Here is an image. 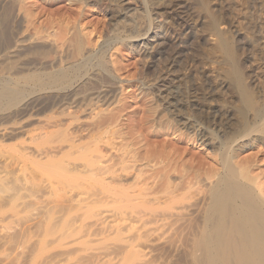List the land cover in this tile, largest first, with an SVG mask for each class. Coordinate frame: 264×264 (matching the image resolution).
I'll return each mask as SVG.
<instances>
[{
    "label": "rangeland",
    "instance_id": "rangeland-1",
    "mask_svg": "<svg viewBox=\"0 0 264 264\" xmlns=\"http://www.w3.org/2000/svg\"><path fill=\"white\" fill-rule=\"evenodd\" d=\"M206 21H214L217 27L209 29ZM221 35L231 46L230 58L218 42ZM162 38L168 39V48L161 45ZM78 45L83 46L81 55ZM83 56L92 62V68L75 83V91L107 92L99 109L80 115L84 132L83 142L78 140L77 145L85 153L81 149L71 152L59 133L33 140V127L43 125L47 113L28 128L33 129L32 140L29 134L20 135L7 139L0 148V163L6 171L3 173L0 164V264H43L45 259L47 264H88L84 256L92 251L124 245L128 233L94 238L84 231L91 214L93 220L97 212L110 215V211L133 213L139 209L128 201L127 206L100 201L107 186L119 190L134 186L136 174L117 179L120 183L114 182L112 187L110 175L95 177L88 169L82 170L86 154H92L86 159H93L98 148L107 158L128 159L134 172L135 168L144 172L142 184L150 180V187L157 183V189L184 183L183 176L193 175L194 169L220 168L217 144L240 139L250 124L252 110L244 104L245 97L256 96L264 103V0H0V81L35 74V69L27 70V64L38 68V73H47L64 66L61 59L69 58L67 64L71 65L83 63ZM39 97L51 99L49 95ZM6 116L8 112L0 113V119ZM111 118L118 119L116 127L95 130L99 120ZM200 129L208 133L212 144L200 140ZM63 151L69 153L60 158ZM28 152L58 156L36 160L38 155L31 158ZM254 156L263 163L261 142L241 152V158ZM162 206L160 212L166 207ZM189 210L183 213L188 220L183 219L177 231L174 226L152 224L147 239L132 240L137 254L144 255L148 264H193L202 214L196 208ZM160 212L158 215L163 214ZM65 244L71 248L73 244L75 251L61 257L57 253ZM120 252L104 264H133L131 253Z\"/></svg>",
    "mask_w": 264,
    "mask_h": 264
},
{
    "label": "bare ground",
    "instance_id": "bare-ground-1",
    "mask_svg": "<svg viewBox=\"0 0 264 264\" xmlns=\"http://www.w3.org/2000/svg\"><path fill=\"white\" fill-rule=\"evenodd\" d=\"M213 22H209L207 24L210 27L209 29H212L211 27H217L215 26L217 24L213 25L214 24ZM224 37L222 35L218 36L219 38L218 40H220L218 42L221 43L223 47L222 49L227 51L228 53L227 56L230 58L231 56H229V50H230L229 48H231V46L230 44H228V40H226V38ZM161 45L163 46V48H168L170 43L168 39L162 38ZM221 45L219 44V46ZM78 46H79L78 53L79 55H81L83 52V46L82 45H78ZM230 54L232 55V52H230ZM84 58L85 56H83V60H84L83 63L75 62L72 64L71 62V65L67 64L69 58L66 60L61 59L60 64L61 65L65 64V65L61 66L59 69L57 68L55 69L52 66L54 70L52 69L53 70L52 72H47V73H43V71L42 73L41 72L38 73L37 72L38 68L32 67L27 64V70L33 71L35 69L36 70L35 74L33 73L31 75H27V77L24 76L17 80L14 79L15 81H10V82L7 80H2L4 82L0 81L1 83H3L0 84V113L8 112L9 114V116L0 119V125H3L2 126L3 128L0 126L1 127L0 136L3 138L2 141H0V146H1L0 148L2 147L4 148V143L8 141L7 139L13 140L15 138L21 137L20 135L23 136L29 134L30 136L28 138L32 140L31 138L32 134H30V132L33 133L34 131V133H36L35 131H37L38 134L36 133L37 135H35V137L33 133L32 136L33 140H37L41 137L46 138L50 135H54L55 133L56 134L59 133L63 135L66 141L70 144V148H69L70 151L71 149L72 151L73 149L75 150L81 149L82 151L85 150L77 145V143L83 142L82 141L83 139L81 140V137H83L82 133L84 131H82L80 126L82 122L81 121L82 117H80V115L86 112L92 113V111L96 110L100 106V103L104 102L105 97L107 96L106 95L107 92L105 93V91H102L101 93L94 91L95 93H93L92 88L90 89L89 87H87L89 89L84 90L82 92L75 91L76 88L75 83H77L79 80L85 77V75H87L92 68V67L89 68L92 62L90 60H89L90 62L85 61ZM86 58H90V57H86ZM152 69L153 68L150 67L149 71L151 72ZM46 70L44 71L46 72ZM26 74L28 73H25V75ZM39 94L41 95L43 94L45 97L49 95V97L51 98L50 101L49 99L47 101L46 99L41 100L40 97L38 98ZM32 95L34 97H32L31 99L29 96ZM246 95H248L247 92ZM25 97H29L30 100H28L29 98L27 99L28 101L25 100ZM244 100H245L244 104L246 103L248 105L247 107H250L252 110L250 124L249 126L247 125L248 127L246 126L247 129L245 128L243 134L239 133L241 134L240 139L239 138L237 140L233 139L229 141L231 143L223 142L221 144H217V149L219 150L218 156L220 158L219 159L220 168L212 167L208 169L203 168L202 170L194 169L193 175L183 176L186 177V181H184V183H180V184L178 183L177 185L176 183L175 185L169 183L168 184L169 186L166 185L167 186L166 188L161 187L163 189L161 190V188H158L160 189L158 190L156 188L157 183L155 182L156 185H154L155 189L153 190L154 186L152 185L153 187H150V183H149L150 180L149 181L145 180L146 182L142 184L141 177L144 176L143 175L144 172L140 170H138L139 171L138 172L136 171L137 170L136 168L134 172V166H129L127 161L128 159H125V157L117 158V156L114 157L111 155L110 157H108L109 158L108 159L106 156L103 155L102 151L100 150H99L100 152L98 151L99 148L97 149V153L93 157V159L92 158L86 159L91 157L92 154H90L89 157L88 154H86L87 156L85 154L83 155L84 157L85 156L86 157H85V163L83 162L84 165H82L83 166L82 170L83 168L88 169V171L92 172L91 176L94 175L95 177L96 176L101 177L104 174H106V176L110 175L109 179L111 180V183H113L111 184L112 187L116 186L114 182H117L119 179L121 180L124 179L125 177L129 178L130 175L136 174L135 178L133 177L134 182L136 181V183L134 184V186L132 183L133 187L131 186V188H129L130 184L128 186L125 185L128 187V189L126 187H123L122 184V187L125 189H123L121 185H119V188L120 187L122 188L120 190L117 189L118 186L117 188L115 187L113 189L112 188L108 189L109 186H107L106 184L107 186V188L105 187L106 190L105 191L102 190V192L100 191L102 195V200L100 201H106L107 203L112 205L119 204L118 206H122L123 203H125L126 205L128 201L129 203L131 202L137 204L135 206L140 209L139 210L138 208H136L139 211L137 210L133 213H128V212L126 213L124 211H122L124 213L121 212L118 213L117 211L116 212L110 211L109 212L110 215H106L103 212H99V213L97 212L94 213L93 220L91 214L90 216L91 218L89 217L90 221L87 222L88 224L84 223L85 226L83 225L85 228L87 227V229L84 231L88 230L86 236L87 235L90 237L94 236L95 238V236L103 237L107 235L106 237L108 238L109 234H111V236L114 234H118L120 237L122 234L128 233L129 235L127 237L129 239L127 237L123 239V242L125 243L124 245H122L121 248L119 247L120 249L117 248V246L116 248L113 246L114 248L112 249L111 247L112 249L111 251V249L107 247V250L106 249L103 250L102 248L103 252H101V250H97L96 253L94 252L95 254H92L93 253L92 251L91 253L92 255L90 253L89 256L88 254L85 255L89 257L87 260V257L84 256L85 261H89L87 262L88 264L108 263L110 262L108 261L109 259H111L110 257L112 255L114 256L115 253L117 254L119 253L120 255L121 254L120 251H125V253L127 251V253H131L133 262L131 261L132 260L131 259L128 260L129 261L128 263H130L131 261L133 264H148L146 257L144 255L137 254L138 251L134 250L135 248L133 247V242L131 241L132 240L142 241L147 239V237L152 232V230L148 227L152 224H154L158 228L160 226L165 228V226L168 225L172 226L173 228L174 226L175 230L177 231L176 229L177 225H180L179 223L184 219L183 213L184 212L186 213V211L187 212L190 211L189 208L199 209L201 210V212L198 213L202 214L201 224H200L201 232L197 238L198 240L195 239V247H194V251L192 252L193 264H264V161L262 163V161L256 158V156H254L255 158L254 157L241 158V152L244 151V149L248 147H252L257 142H261L264 145V103L263 102L261 103L260 99H258L256 96H246ZM25 101L27 102L24 103ZM20 102L21 103L23 102L24 104H20ZM19 104L22 105L21 108ZM103 110H101V114L104 112ZM43 113L50 114L47 117L44 116L46 117L45 123L43 125H40L39 128L33 127L35 128L34 130L32 129L33 131L28 129L29 127L34 125L35 123L34 121H36V119ZM14 119L16 120L12 122V120ZM116 119L111 118L110 120L108 119L107 121L102 120L103 122H100L101 120H99V122H97L98 124H95L96 127L94 126L95 130L101 132L104 130H108L112 127L113 128L116 127L117 124ZM9 122H12L13 124L11 123L12 125H10L8 124ZM88 128L91 129V127ZM38 130L40 132H38ZM94 133L97 134L96 132ZM197 135L200 136V140L204 139L205 142H210L212 144V139L208 137V133H206L204 129H200V131L197 132ZM97 137L98 136L94 138ZM78 140L80 141L78 142ZM6 148L7 147L5 146L4 152L7 151ZM68 151H65V153L63 151V153H61L60 158H63L66 154H68L69 153ZM25 152L27 153V151ZM34 153H35L34 155L35 157L38 155L36 157L37 159L34 157L36 160H38L39 158H40L39 160L52 159V158H57L58 156V154L56 153L51 154L50 152L48 153L38 152V154L36 152ZM34 153H30L31 158H33L32 155ZM83 153H85V151ZM88 153H90V151ZM26 155H27L26 157L29 158L28 154ZM2 156L3 155L0 152V162L3 161ZM105 158L107 159L104 160ZM89 168L91 170H89ZM3 169L4 168L2 165L3 173L6 172L4 171L5 169L4 170ZM75 171L77 172L78 168ZM79 174H82V172L80 171ZM89 174L91 173L89 172ZM102 178L101 180L102 182H104L102 184L105 185L106 178L105 177H104L105 179ZM110 180H108L107 182L108 184H110L109 183ZM140 182L142 186L140 185ZM119 183L120 182L118 181V183L116 184L118 185ZM132 189L134 190L133 194L129 192V190ZM146 190H153V191L148 195L146 193ZM160 205L161 206L164 205V207L166 206L165 208L162 206L164 208L163 212H160L161 210L159 209ZM126 206L124 208H126ZM142 208H144V210H142ZM164 211L168 212L169 214L167 213V216L164 215ZM159 212L160 214L162 213L163 214L158 215ZM186 220H188V218ZM187 223L189 224V221ZM68 225L70 226V223H68ZM68 225H66L65 227H67ZM70 229L68 230L64 229V230H66L68 233ZM63 233L64 232H62V234ZM83 233L85 234L86 232ZM121 237H123V235ZM65 245L63 246V248L65 247ZM71 245L72 248L71 246L68 247L69 244H67L66 247L64 249L62 248L63 250L60 249L61 250L60 253L57 254L60 255L61 257L62 256L66 257L72 254L75 250H73L74 248L73 244ZM123 253L124 252H122V254ZM117 254L115 256H117ZM81 259L80 261H82ZM44 261L48 262V259H45ZM45 262H43V264Z\"/></svg>",
    "mask_w": 264,
    "mask_h": 264
}]
</instances>
